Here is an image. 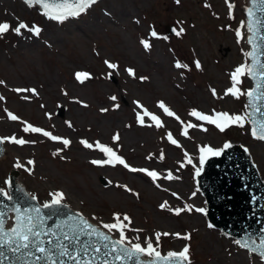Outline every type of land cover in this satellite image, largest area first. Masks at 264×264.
<instances>
[{
    "label": "rangeland",
    "instance_id": "1",
    "mask_svg": "<svg viewBox=\"0 0 264 264\" xmlns=\"http://www.w3.org/2000/svg\"><path fill=\"white\" fill-rule=\"evenodd\" d=\"M247 1L180 0L177 4L175 0H97L79 17L60 23L44 16L38 5L30 8L23 0H0V22L15 27L24 21L42 30L38 36L22 30V35L9 31L0 37V80L4 81L0 84L4 98L0 100V136L35 141L23 146L5 141L0 188L7 191L5 181L9 174L16 175L10 171L15 168L18 180L41 203L51 199L49 193L62 191L64 203L96 225L114 222V213L121 218L127 214L131 223L125 232L132 243L146 247L150 238L161 254L179 252L188 245L191 264H264L259 256L236 245L233 238L209 228L204 213L193 210L177 216L168 210L185 204L205 208L195 181L196 168L185 159L187 153L200 167L199 148L203 145L219 149L225 142H239L264 180V141L252 136L249 123L220 132L189 115L193 109L208 115L214 111L247 114L246 95L239 99L225 95L231 87L230 73L248 61L247 29L241 15ZM228 2L235 5L231 16ZM168 25L176 30L182 27L184 32L181 36L168 33ZM237 29L244 36L239 42ZM153 30L158 37L151 36ZM141 40L148 41L150 48L146 50ZM105 60L118 67L109 69ZM196 60L201 62L200 69L195 67ZM177 62L188 68H177ZM129 68L135 76L128 74ZM77 71H86L91 78L81 84L74 76ZM241 79L239 87L246 93L250 82L247 75ZM16 88H36L39 95L18 93ZM113 95L116 101L110 99ZM134 101L157 115L162 127H156L147 116L144 125L138 123L137 113L143 115V109ZM160 101L180 120L167 116L158 107ZM61 105L64 110L57 115ZM102 108L108 111L101 112ZM8 112L19 119L12 121ZM180 121L184 125L203 123L208 131L192 128L184 136ZM29 123L72 143L64 148L61 142L42 134L25 133L23 128ZM116 133L120 139L114 142ZM168 133L178 145L167 140ZM81 140L112 147L131 167L155 170L161 178L153 182L146 174L133 173L122 165H93L91 160L107 157L95 146L85 148ZM30 159L34 165L27 164ZM17 160L24 167L16 168ZM169 172L179 179H163ZM100 176L106 178V184ZM193 192L197 193L194 197ZM165 201L168 207L161 209ZM94 216L98 219H92ZM156 232L190 234L191 239L161 236L157 245ZM110 234L119 239L118 232Z\"/></svg>",
    "mask_w": 264,
    "mask_h": 264
},
{
    "label": "snow or ice",
    "instance_id": "2",
    "mask_svg": "<svg viewBox=\"0 0 264 264\" xmlns=\"http://www.w3.org/2000/svg\"><path fill=\"white\" fill-rule=\"evenodd\" d=\"M24 4L28 7H33L34 5H39L42 9V14L46 16L49 20L57 21L63 23L65 20L70 17H79L82 13H85L91 6L97 3V0H23ZM177 4L180 3V0H175ZM256 0H253L255 3ZM264 2V0H262ZM205 7H210V5H205ZM235 7L234 4L228 2L229 15L232 14V9ZM253 12L249 9V16H252ZM19 21V18H17ZM139 23V21H136ZM179 23V22H178ZM243 22L241 27H243ZM248 31L252 32L253 24L249 23L247 25ZM22 30H27L30 33L39 35L42 31L38 26H29L24 21H19L18 24L13 27V25L7 21L0 22V37H3L9 31L14 32L17 35H22ZM176 36H181L184 32V29L181 27L179 30L173 29ZM152 37H158V33L153 30L151 31ZM237 42L244 38L243 33L240 29L236 30ZM163 39L167 40L168 37L164 36ZM264 39V37H262ZM140 43L147 50L150 48L148 41L141 40ZM249 43H253L252 38L249 37ZM245 56L251 57L253 63L251 65L245 63L237 66L231 73V87L227 88L225 95H231L237 99L241 95H247L249 97V105L246 107H251L252 112L248 114H230L228 112H213L212 115H208L193 109L189 115L194 117L197 121L206 122L207 124L214 125L220 132H224L227 128L235 125L243 128L245 123H251L252 129L251 134L254 138H257L261 141H264V118L255 119L257 114L261 117H264V111L259 107L258 102L264 98V63H259L256 61L255 51L245 53ZM104 63L109 69H116L118 66L114 63L105 60ZM195 67L197 69L201 68V62L199 60L194 61ZM177 68H188L187 64H181L177 62L175 65ZM127 72L130 76H135L133 69H127ZM250 76L254 80L259 78V81L255 89H250L247 93L241 91L239 85L242 83L241 77ZM75 79L83 84L85 81L91 78L90 73L86 71H77L75 74ZM111 76V73H109ZM141 80H146L147 77H140ZM4 81L0 80V84H3ZM14 91L18 93H31L33 95H39L36 88H16ZM67 95V93H64ZM213 95H215V90H213ZM29 97L25 96L24 99ZM4 98L0 96V100ZM112 101L117 100V96L113 95L110 97ZM82 103V102H81ZM138 108L143 109V105L139 101H134ZM87 107V105H84ZM44 107V105H41ZM118 108L119 105L117 104ZM158 107L163 110V112L169 117H175L178 121L180 120L179 116L171 111L163 101L158 102ZM107 108H102L101 112H107ZM8 117L12 121H16L19 118L16 115H13L11 112H8ZM46 115H48L46 113ZM150 117V119L155 122L156 127H162V122L160 118L143 109V115L137 113V121L141 125H144V117ZM184 125L183 121H180ZM69 127H72L71 123L66 121ZM199 127L202 131H208L207 128L203 126V123H187L183 126L182 135L187 136L188 130L192 128ZM25 133H38L42 134L44 137H48L52 141H59L63 144L64 148H67L72 143L71 140L62 138L56 135H53L49 131H45L40 127H35L32 124H26L23 128ZM113 141H119L120 135L116 133L112 137ZM167 140L173 145H178L177 140H175L171 133L167 134ZM5 141L16 144V145H25L28 143H35V141H28L23 138H16V136L11 137H0V144L5 143ZM80 143L88 149L95 148L99 149L107 158L106 159H93L90 161L91 164L97 166L111 165L115 167L116 165H122L124 168L128 169L133 173H144L151 178L153 182H156L161 178L155 170H149L147 168H136L131 167L124 158L119 156L112 147H109L99 141L89 143L87 140H81ZM224 149L231 148L232 145L229 143L224 144ZM62 151V149L58 150ZM222 150L214 149L212 146L203 145L199 148V164L200 167H196L193 164V159L187 153H185V159L187 164L192 165L196 168V175L199 176L203 165L206 159L209 156H219ZM247 151V149H245ZM54 153L53 155H56ZM63 158V157H62ZM161 160L164 159V154L161 153ZM33 160H28V165H34ZM16 168H22L24 165L17 160L14 165ZM184 165L181 164V167ZM27 171L31 173L32 169L28 168ZM167 180L179 179V177L174 176L169 172L166 176L162 177ZM110 183V182H109ZM5 185L11 188V181L6 180ZM120 186V185H118ZM125 187L127 191L131 192V189ZM159 187V185H157ZM22 191V189H18ZM196 192L192 193V196H196ZM30 200L35 201L37 197L35 195L28 194ZM51 199L44 202L42 205L29 204L27 206H22L19 202L14 203L11 207L7 208L5 211H0V257L7 258V254L11 253L17 258H27L24 260V264H29V261H34L35 264H110L107 257L111 256L114 261H123L125 259L132 260L133 258L136 261V264H191L190 260V247L185 245L181 251H170L167 255H161V252L157 250V247H154L151 239L149 238L146 241V247L142 246L141 243H132L126 236L125 230L128 228L131 223V219L127 214H124L121 218V215L118 213L113 214L112 223H104L100 221L99 225H93L88 219H86L82 213L68 214L64 212V209L68 208V205L64 203L65 193L62 191H56L49 193ZM173 196L179 198L176 192L172 193ZM0 196L11 201L14 199L10 191H6L4 188H0ZM167 202L165 201L160 205L161 209H165ZM47 210V211H45ZM169 211H172L175 215L179 216L183 212H191L195 210L199 213H205L206 210L202 207H197L193 209L192 205L185 204L183 207L177 208H168ZM65 216V219H59L54 226H49L48 221L52 220L54 217ZM92 219H98L93 217ZM11 221V224H9ZM127 222V223H125ZM209 228H212L213 225L209 224ZM107 230L106 232L103 231ZM116 231L119 233V239H112L110 233ZM136 231H142L137 229ZM174 235L178 239L190 240L191 235H181L180 233H169V232H156L155 239L157 245L161 239V236ZM86 238V239H82ZM95 238V241L94 239ZM139 237H137V240ZM234 243L241 248L247 249L250 253L258 255L260 260L264 262V238H261L259 243L256 240L248 239L244 240H235ZM130 245V246H126ZM103 249V251H102ZM147 256L150 257V260H142L141 257Z\"/></svg>",
    "mask_w": 264,
    "mask_h": 264
},
{
    "label": "water",
    "instance_id": "3",
    "mask_svg": "<svg viewBox=\"0 0 264 264\" xmlns=\"http://www.w3.org/2000/svg\"><path fill=\"white\" fill-rule=\"evenodd\" d=\"M249 9L253 12L252 16H249ZM241 15L245 18L243 14ZM245 15L246 27L251 23L254 29L252 32L248 31L250 34L246 38L247 44L250 46L248 52L255 51L256 61L264 63V39H262L264 37V2L256 0L253 3V0H249ZM249 37L253 41L251 44L249 43ZM248 58V64L251 65L253 60L251 57ZM248 78L251 82L250 89H255L257 83L261 82L259 78L256 80L250 76ZM261 91H264V89H261ZM258 104L261 110L264 111V98ZM247 105H249L248 96ZM251 112L252 108L249 106L248 113ZM61 113L62 108L60 107L59 114ZM252 118L261 119L264 117L257 114ZM2 151L3 145L0 144V154ZM11 170L16 171V175L18 174L15 168H11ZM197 178L207 204V219L214 228L221 230L228 237H233L236 240H244L251 237V239L259 243L260 239L264 238V181L241 146L234 144L231 148L224 149L223 147L219 156H209ZM9 181H11L12 186L11 188L8 187V191L12 193L14 199L9 201L0 196V211L7 210L12 204L17 202L22 206L29 204L42 205L37 200H30L28 193L14 181L13 177H10ZM101 181L106 183L103 177H101ZM18 189H22V191ZM197 189L199 188L197 187ZM64 212L68 214L79 213L69 206L64 209ZM65 218V216L54 217L48 221V225L54 226L59 219ZM92 224L95 225L94 223ZM93 239L95 241V238ZM112 239L116 238L112 237ZM25 259L27 258L18 259L17 256L8 253L7 258L0 257V264H24ZM107 259H109L110 264H136L134 258L132 260L114 261L109 256ZM141 259L147 261L151 258L141 257ZM29 264H35V262L29 261ZM66 264H68L67 261Z\"/></svg>",
    "mask_w": 264,
    "mask_h": 264
},
{
    "label": "bare ground",
    "instance_id": "4",
    "mask_svg": "<svg viewBox=\"0 0 264 264\" xmlns=\"http://www.w3.org/2000/svg\"><path fill=\"white\" fill-rule=\"evenodd\" d=\"M3 146H4V143H3ZM18 181V180H17Z\"/></svg>",
    "mask_w": 264,
    "mask_h": 264
}]
</instances>
